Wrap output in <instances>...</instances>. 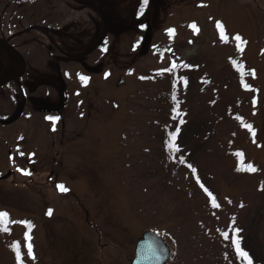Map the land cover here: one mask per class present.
Instances as JSON below:
<instances>
[{"label": "rangeland", "instance_id": "1", "mask_svg": "<svg viewBox=\"0 0 264 264\" xmlns=\"http://www.w3.org/2000/svg\"><path fill=\"white\" fill-rule=\"evenodd\" d=\"M5 1L27 70L20 112L0 89V264H129L152 228L165 264H248L236 240L264 264V0Z\"/></svg>", "mask_w": 264, "mask_h": 264}, {"label": "water", "instance_id": "2", "mask_svg": "<svg viewBox=\"0 0 264 264\" xmlns=\"http://www.w3.org/2000/svg\"><path fill=\"white\" fill-rule=\"evenodd\" d=\"M0 46H2L6 51L19 55L21 59L20 71L15 75L1 77V84L8 82L13 78L21 76L25 70V62L21 55L1 38ZM63 104L64 99L57 109L61 108ZM168 258L169 247L166 245L165 241L156 232L148 230L145 231L142 234L141 238L137 241L135 246V253L132 260L130 261V264H164L168 260Z\"/></svg>", "mask_w": 264, "mask_h": 264}, {"label": "flooded vegetation", "instance_id": "3", "mask_svg": "<svg viewBox=\"0 0 264 264\" xmlns=\"http://www.w3.org/2000/svg\"><path fill=\"white\" fill-rule=\"evenodd\" d=\"M18 1V2H17ZM54 0H38L35 5L39 8L40 12L42 11H51L54 9L53 7V2ZM24 2V0H6L4 3V10L2 11V16L3 18H10V12H18L19 14L21 13L22 10V4L21 3ZM15 3H17V5L15 6ZM0 5H1V0H0ZM16 7V9H15ZM37 14V12H36ZM1 22V20H0ZM3 22V21H2ZM60 25L62 26L63 33H66L69 31V33H75V31H73V29L71 28V30L66 26L67 24H63L62 22H60ZM31 28H38V26L36 25H32ZM6 33H4L3 31L0 32V37H2L3 39H6L12 46H14L16 49H18L21 52V46L20 44L22 43V36H23V32L25 29H21V28H15L13 26V29L11 27H8V29H6ZM10 30H13L11 32H9ZM44 31V30H42ZM45 34V31H44ZM45 40L48 41V37L45 34ZM53 41V39H51ZM18 43H17V42ZM23 45V43H22ZM23 54V53H22ZM24 55V54H23ZM68 57V55H64V58ZM4 64L7 65V62H2L0 68L4 67ZM3 65V66H2ZM1 74V71H0ZM23 79V78H21ZM21 81V80H19Z\"/></svg>", "mask_w": 264, "mask_h": 264}, {"label": "snow or ice", "instance_id": "4", "mask_svg": "<svg viewBox=\"0 0 264 264\" xmlns=\"http://www.w3.org/2000/svg\"><path fill=\"white\" fill-rule=\"evenodd\" d=\"M145 3H147V0H145ZM217 28L220 29V32H221V38L223 39V38H224V29H223V25H221L219 22H217ZM169 34H170V35L172 34V30H170ZM235 39H236L237 41H239L241 38L239 37V35H237V36L235 37ZM173 67H175V65H173ZM81 79L84 80L85 82H86V80H87L86 77H81ZM246 87H247V86H246ZM48 119H50V120H55V119H58V118L48 117ZM247 127H248L249 130L251 131V126L248 125ZM173 139H175V138L173 137ZM173 146H174V145L169 144V147H170V148L173 147ZM189 167H191V166L189 165ZM247 170H249V171H255V169L252 168L251 166H249ZM192 171L195 172V169H192ZM26 174H27V173H26ZM57 187H58L61 191H66V189L63 187V185H58ZM201 187H203V185H201ZM205 191H207V189H205ZM209 195H210V194H209ZM212 203H213V207H217V206H218V205H216V203H215L214 200L212 201ZM48 214H49V215L51 214V210H49V213H48ZM5 215H6L5 213H0V218H3ZM25 223H27V222H25ZM28 227H31V225L28 224ZM237 231H238V230H237ZM225 236L227 237V233H225ZM29 239H30V237H29ZM233 242L236 244V247H237V250H238L239 254H240L242 257H244L245 259H247L248 264H252L251 259L248 258V254L240 249V247H239V241L236 240V241H233ZM28 254L31 255V244L28 245ZM17 259H18V260L20 259V256H19V246H17Z\"/></svg>", "mask_w": 264, "mask_h": 264}, {"label": "trees", "instance_id": "5", "mask_svg": "<svg viewBox=\"0 0 264 264\" xmlns=\"http://www.w3.org/2000/svg\"><path fill=\"white\" fill-rule=\"evenodd\" d=\"M13 85L16 86L15 83H12V84L9 85L8 96H11L12 98H17V94H18L17 91H18V89H17V86L14 87Z\"/></svg>", "mask_w": 264, "mask_h": 264}, {"label": "bare ground", "instance_id": "6", "mask_svg": "<svg viewBox=\"0 0 264 264\" xmlns=\"http://www.w3.org/2000/svg\"><path fill=\"white\" fill-rule=\"evenodd\" d=\"M138 51H136V53H137ZM15 68V67H14ZM49 143V142H48ZM50 148H52L53 147V143H51V145L49 146Z\"/></svg>", "mask_w": 264, "mask_h": 264}]
</instances>
